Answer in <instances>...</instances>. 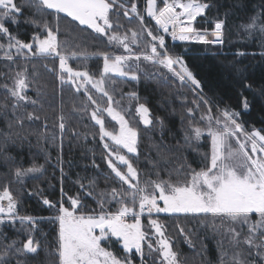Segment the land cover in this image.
Returning a JSON list of instances; mask_svg holds the SVG:
<instances>
[{
    "label": "trees",
    "instance_id": "trees-1",
    "mask_svg": "<svg viewBox=\"0 0 264 264\" xmlns=\"http://www.w3.org/2000/svg\"><path fill=\"white\" fill-rule=\"evenodd\" d=\"M143 1L135 0L137 7H141ZM15 2L23 5L25 0ZM205 2L212 7L206 10L204 17H197L194 26L199 30H214L215 21L224 20L222 44L173 40L170 34H161L149 17L144 16L143 26L134 16L131 19L125 17L119 5L114 7L119 15H111L114 25H122L116 29L119 34L131 35L129 30L140 34V45L133 51L137 54L150 53L148 47L151 37L147 36V30L163 35L169 54L183 57L188 68L201 83L202 92L199 89L197 92L210 102L205 105L201 101L197 109L193 101H198L199 97L191 90L192 86L182 85L177 78L170 75L148 76L134 67L139 80L117 75L109 77L107 86L116 98L135 91L139 101L150 109L154 126L146 128L135 123L139 131L138 156L127 154L143 179H171L174 183L181 182L187 178L188 165L196 170L204 166L206 162L203 154L210 153V137L205 135L200 142L193 139L189 144L184 140L182 128H188L190 119L193 124L200 123L203 126L200 116L209 106L214 116H219L220 111L225 108L239 112L237 119L245 130H261L264 134V34L254 31L249 35L244 29V25L253 17L264 20V0ZM130 3L131 0L126 6L130 7ZM33 18L41 21L46 19L55 28L56 21L53 16L45 14L42 17L35 9L24 7L23 15L18 17L20 23L8 25L10 31L22 41L31 42L32 35L40 31L25 22ZM69 20L70 18L60 21L58 39L62 44L68 42L67 47L61 48L62 53L68 55L72 50L84 49L90 54V58H69L68 65L76 71H88L95 77L99 76L103 58L91 54L107 52L111 55L122 51L115 44H109L107 36L101 37L91 29L78 26L77 22L69 25ZM0 42L7 43L2 40ZM77 45L79 49L76 48ZM241 52L244 55H238ZM12 54L15 62L4 59V50H0V192L5 187L9 189L17 202L18 215L34 218L55 216V210L45 206L43 199L59 202L62 190L66 194L63 197L66 207L70 206L68 197L79 194L81 203L85 205V212L92 209L98 211L96 197L100 192H110L112 188L121 193L128 192V185L120 181L107 165V151L103 147L104 142L100 140L99 126L90 118L94 105L87 99L83 89L77 92L71 84L61 83L59 59L33 56L27 51L20 56L16 55V51H12ZM133 63L135 65L137 61L134 60ZM25 69L29 102L21 101L20 106L13 111V98L4 86L13 87L16 73ZM246 84L251 85V88H246ZM90 93L93 97L97 91L91 87ZM242 96L249 101L248 111L242 108ZM188 108L193 109L192 116H189ZM29 114L32 119L28 118ZM157 117L164 121L163 127L156 121ZM61 122L65 125L63 132L59 128ZM105 122L106 126L111 124L107 116ZM9 124L12 126L9 127ZM155 145H159V149ZM33 167L42 168V171L17 178L18 169L25 173ZM177 169H180L179 175ZM91 180L96 182L94 189L87 187ZM81 183L86 186L85 189L80 188ZM89 190L93 191L92 196L86 195ZM105 207L112 211L119 208L117 204H108ZM158 217L182 264H221L223 252H227L223 256V264L232 261L229 247L221 238V233L214 228L211 222L214 217L210 214H161ZM27 228L18 219L14 224L7 220L0 224V255H4L8 244L13 241L17 248L22 247L29 236L40 245L36 254L9 251L6 256L7 264H58V257L54 253L58 222L44 219L38 221L37 231L29 232ZM181 228L183 233L180 232ZM103 246L121 259L127 255L120 243L113 238ZM132 260L140 264L138 256L133 255ZM146 260L147 264H159L157 260L148 257Z\"/></svg>",
    "mask_w": 264,
    "mask_h": 264
},
{
    "label": "snow or ice",
    "instance_id": "snow-or-ice-1",
    "mask_svg": "<svg viewBox=\"0 0 264 264\" xmlns=\"http://www.w3.org/2000/svg\"><path fill=\"white\" fill-rule=\"evenodd\" d=\"M129 0H25L23 5H18L15 0H0V50H4V59L15 62L12 50L16 55H23L26 49L33 56L53 57L59 59V79L61 83H69L79 92L84 89L87 99L97 107L91 111L90 118L99 126V136L102 142L107 138L108 142L103 143L107 151L105 159L111 172L115 174L124 184L128 185L131 192L121 193L116 188L110 192H100L96 197L98 211L92 209L85 212V205L81 203L80 195L68 197L69 207L64 206V194L59 202H52L44 198L43 204L57 213L53 217L34 218L32 216H19L17 213V202L7 187L0 192V224L9 221L15 223L18 219L21 225H27L29 232L38 229V221L49 219L58 222V234L55 255L58 257V264H133L132 256H139L140 264H147L146 257L150 258L153 253H158L161 264H179L177 253L173 250V245L165 236L162 225L157 219H150L149 225L154 228L155 235L159 238L153 242L150 234L146 232L141 223V216L145 213L149 217L153 213L168 214H210L212 217L227 220L230 223L226 228V233L230 237L229 244L233 248L239 249L232 257V264H264V134L261 130L253 129L247 132L243 124L238 121L240 113L230 108L220 111L219 116L212 115V108L200 116V123L193 124L188 121V128L184 130V140L191 143L194 139L200 142L202 137H210V153H204V166L196 170L188 165L187 178L181 182L169 180H149L142 188L139 186L138 170L122 150L127 154L138 156L139 131L132 126L129 119L123 114L130 112L131 101H136L135 113L146 128L153 127L154 121L151 117L150 109L145 103L139 102L138 94L133 91L128 93L129 107L117 110L113 105L120 104L114 101L113 97L104 88L105 78L109 74L128 77L132 80H139L137 70L128 66V61H139L141 57L145 61L158 64L167 68L179 79L182 85L190 84L191 90L197 94L199 100H194L197 109L200 102L209 105L210 102L197 92L201 90V83L188 68L182 56L170 55L165 45L163 35L153 34L147 30V36L151 37L150 53L142 52L137 54L130 47L129 37L121 36L116 29L122 27L119 23L113 24L111 15H119L114 11V7L119 5L123 9V15L131 19L135 17L140 24L144 25L145 17L138 11L137 3L131 0L130 7H127ZM163 7L158 6L157 0H147V16L155 21V24L169 33L173 40L196 41L203 44H222L224 20H216L214 30L209 33L207 30H199L194 26L197 17H204L206 10L212 5L205 0H162ZM35 9V12L42 17L51 15L55 18V28L49 25L48 21L29 19L26 23L32 24L40 31L34 33L31 42H24L10 31L9 24L18 25V17L23 15V8ZM63 14V15H61ZM77 22L78 26L91 29L101 37L107 36L109 44L121 46L127 55H110L107 52H98L91 55H98L103 58V69L100 78L96 79L88 71H76L68 65L69 58H82L87 60L90 54L84 50H72L65 55L61 48L67 47L68 42L63 44L58 39L61 31L60 21L62 19ZM245 31L251 35L254 31L264 34V20L253 17L250 22L244 25ZM83 31V28H81ZM131 31V44H136L139 33ZM211 35L213 39L209 40ZM79 49V45L76 46ZM6 49V50H5ZM158 49L163 51H158ZM238 55H244L243 52ZM26 69L17 72L13 87L7 89L13 98V111L20 106L21 101L28 99L26 92L28 82ZM66 74V75H65ZM79 81V83H77ZM102 93L107 97V107L101 108L92 95L89 94L87 85ZM246 88L251 85L246 84ZM35 103V101H32ZM242 108L248 111L250 108L247 97L241 99ZM87 111V109H85ZM106 112L112 121L118 125L117 130H109L103 113ZM189 116L193 115V109L188 108ZM29 119H32L29 114ZM63 121V116L60 117ZM183 123V117L181 118ZM156 121L164 126V121L159 117ZM12 125L9 124V127ZM63 132L65 125L59 124ZM243 137V139H241ZM234 142V143H233ZM159 149V145H155ZM159 155V152H158ZM126 167L127 171H121V167ZM183 167V166H181ZM42 168L33 167L22 173L19 169L16 176L28 173L41 172ZM180 174V169L176 170ZM63 175V169L61 168ZM159 175V173H157ZM79 182V181H78ZM95 180L89 181L88 188L94 189ZM83 183L81 189H85ZM152 189L149 192L147 189ZM93 191L89 190L86 195L92 196ZM7 201V205L2 203ZM162 202L163 206H161ZM108 204H119L116 211L106 208ZM138 209V210H137ZM132 217L129 222L128 217ZM223 226V225H221ZM245 227L247 234H244ZM183 228L180 232L183 233ZM116 238L122 245L123 251L127 254L123 259L103 246ZM189 243H191L189 241ZM246 245V249L240 248ZM147 248V253L145 252ZM221 247L223 245L221 244ZM40 248L39 242L32 236L17 248L16 242L8 244L4 255H0V264H7L6 256L9 251L16 253L36 254ZM242 253H246L241 258ZM221 255V264L223 256Z\"/></svg>",
    "mask_w": 264,
    "mask_h": 264
},
{
    "label": "rangeland",
    "instance_id": "rangeland-1",
    "mask_svg": "<svg viewBox=\"0 0 264 264\" xmlns=\"http://www.w3.org/2000/svg\"><path fill=\"white\" fill-rule=\"evenodd\" d=\"M157 2H158V6H159V7H163V2H162V0H157ZM146 4H147V0H144L143 3H142V5H141V7H137V9H138V11H139L143 16L148 17V16H147V13H146ZM149 18H150V17H149ZM150 19H151V18H150ZM151 20L153 21V23H154L156 29H157L159 32H161V34H163V35H168V34H169V33H164L163 30L160 29L159 26H157V25L155 24V21H154L153 19H151ZM201 31H203V30H201ZM207 31H208L209 33H211L213 30H207ZM120 35L123 36V35H126V34L121 33ZM127 36L129 37L130 47L132 48L133 51H135V50L137 49V47L140 45V43H139L138 40H137V43H136V44H131V35H127ZM208 39L211 40V39H213V37H212L211 35H209ZM177 40H178V39H177ZM116 47H117L118 49H120V51H122V53H115V54H111V55H113V56H114V55H127V53L124 51V49H123L121 46L116 45ZM148 48H149V51H151L150 46H149ZM12 51L15 53V49H13ZM24 51H27V50L25 49ZM158 51H159V50H158ZM27 52H28V51H27ZM133 62H134V60H132V61H128V62H127L128 66L131 67V68H133V69H134V67H136V68H138V69L144 71L148 76L151 75V74H158V75H159V74H163V75H165V76H166V75L174 76V75L172 74V72H170L167 68H164L163 66L158 65V64H153V63H151L150 61H145V60L142 59V58H141L139 61H137V64H135V65H134ZM102 69H103V67H102ZM137 74H138V73H137ZM111 75H115V74H109V76L105 78L104 88H105V90L108 91V93L113 97V100H114V101H120V104H118V105L114 104L113 106H114L115 108H117V110H123V109H125V108H128V107H129V103H130V102H129V97H128V95H126V94H122L121 98H116L115 95H114V93H112V92L110 91L109 87L107 86V85H108V81H109V77H110ZM117 76H119V75H117ZM94 77H95V76H94ZM174 77H175V76H174ZM95 78H96V79H99V78H100V75L97 76V77H95ZM175 78H176V77H175ZM178 80H179V79H178ZM77 83H79V81H78ZM86 87L89 89V93H90V88H91L92 86L89 84V85H87ZM82 89H83V88H82ZM92 89H94V88H92ZM83 90H84V89H83ZM95 90H96V89H95ZM96 91H97V90H96ZM26 95H27V92H26ZM90 95H91V93H90ZM27 97H28V96H27ZM93 99H95V100L97 101V104H98L101 108H106V107L108 106V105H107V97H104V96L102 95V93H100V92H98V91H97L96 95L93 96ZM22 102H29V98H28L26 101H22ZM139 102L142 103L141 101H139ZM136 106H137L136 101H131V110H130V112H124V113H123V114L126 116V118L129 119V121H130V123H131L132 126H134L135 123H140V124L143 125V123L140 121L138 115H136V113H135V108H136ZM96 107H97V105H94V107H93L92 110H94ZM92 110H91V111H92ZM103 116H104V119H105V116L108 117V115H107L106 112L103 113ZM151 117H152V116H151ZM108 118L110 119L111 124H110L109 126H106V127H107L109 130H117V131H118L119 125H118L115 121H112L110 117H108ZM136 125H137V124H135L134 127H136ZM136 128H137V127H136ZM246 131H247V130H246ZM247 132H250V131H247ZM241 139H243V137H241ZM104 142H108V143L111 144L110 141H107V138L105 139ZM233 143H234V142H233ZM122 154H126V155H127L126 150H122ZM121 171L126 172V171H127L126 167H123V166H122V167H121ZM138 178H139V186L142 187V188H144V187L147 185V183H148L149 180H146V179L141 178V177L139 176V174H138ZM147 190H148L149 192L152 191V189H151L150 187H148ZM131 191H132L131 189L128 190V192H131ZM2 203H3V204L5 205V207H6V205H7V201L5 200V201H3ZM160 204H161V206H163L162 202H160ZM117 205H118V207H120L119 204H117ZM64 206H65V205H64ZM65 207H66V206H65ZM137 210H138V209H137ZM161 214H168V213H159V214L153 213V214L151 215V217H149L148 214L145 213L143 216H141V223H142V226H143L144 230L150 234V239H151L153 242H155V240H157L159 237H158L157 235L154 234V233H155V230H154V228H151V227H150V225H149V220H150V219H157L158 222L162 225L163 230H164V232H165L164 225H163V223L160 221V219H159V217H158V216L161 215ZM128 220H129V222H132V217L129 216V217H128ZM211 222L213 223L214 228L217 229V230L221 233V238H222V239L226 242V244L228 245V247H229V253L231 254V258H232L233 255H234V253H235L236 251H238L239 249L233 248V247L230 246V244H229V239H230V237H229L228 234L226 233V228H227V226H228V224H229L230 222L227 221L226 219L222 221V220H221L220 218H218V217H216V218H211ZM221 225H223V226H221ZM244 234H247V228H246V227H245V230H244ZM165 236L167 237L166 233H165ZM167 238H168V237H167ZM113 239L116 240V238H113ZM168 239H169V238H168ZM169 240H170V239H169ZM170 242H171V241H170ZM120 245H121V244H120ZM121 246H122V245H121ZM240 248H242V249H246L247 246H246V245H241ZM173 250H174V249H173ZM110 251H111V250H110ZM147 251H148V250H147V248L145 247V252L147 253ZM112 252H113V251H112ZM113 253H114V252H113ZM245 254H246V253H245ZM138 257H139V256H138ZM150 258L153 259V260H157L158 263L161 264V258L159 257V254H158V253H153L152 256H151ZM241 258H244V253H242ZM177 259H178V257H177ZM178 261H179V259H178ZM133 264H136V263L133 262ZM137 264H139V263H137ZM179 264H182V263L179 261ZM229 264H232V261H230Z\"/></svg>",
    "mask_w": 264,
    "mask_h": 264
}]
</instances>
